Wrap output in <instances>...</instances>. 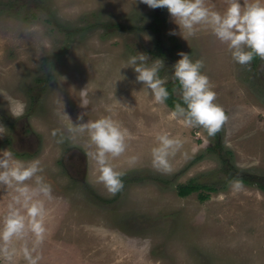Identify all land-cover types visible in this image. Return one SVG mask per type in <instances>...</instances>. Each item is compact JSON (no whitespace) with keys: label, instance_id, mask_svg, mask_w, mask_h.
<instances>
[{"label":"rangeland","instance_id":"374dc122","mask_svg":"<svg viewBox=\"0 0 264 264\" xmlns=\"http://www.w3.org/2000/svg\"><path fill=\"white\" fill-rule=\"evenodd\" d=\"M206 2L221 12L227 6L226 0ZM156 12L162 22L153 30ZM158 45L162 55L152 53ZM181 51L203 59L201 71L225 112L218 134L231 151L229 169L264 175V60L241 66L210 28L198 26L188 36L166 8L140 0H0V92L25 105L23 116L14 118L0 95L6 128L0 152L39 159L51 186L39 264H264V190L243 182L233 191L237 178L207 149L214 136L172 119V109L156 103L126 68L131 56L143 53L149 64L161 59L160 77L173 81ZM174 92L180 96L178 87ZM62 109L73 123L81 113L84 122L111 115L129 130L127 151L113 161L132 179L123 180L122 191L112 195L98 182L94 146L86 133L68 138ZM55 130L64 134L63 143ZM163 131L183 141L170 157V172L152 162ZM133 156L138 159L130 163ZM189 180L217 190L180 196L178 185ZM200 192L207 197L200 199ZM13 195L0 186V219ZM0 264L10 262L0 256ZM11 264H26L22 253Z\"/></svg>","mask_w":264,"mask_h":264},{"label":"clouds","instance_id":"9594fccd","mask_svg":"<svg viewBox=\"0 0 264 264\" xmlns=\"http://www.w3.org/2000/svg\"><path fill=\"white\" fill-rule=\"evenodd\" d=\"M151 9L166 8L180 31L188 36L196 34L198 26L211 29L215 37L227 45L235 62L241 66H250L255 57L264 60V0H226L224 11H216L206 0H140ZM176 34V33H172ZM179 60L173 65V79L179 82L182 103L175 104L171 118L177 119L185 127H202L210 137L215 136L226 120L223 108L216 103L217 93L209 77L202 73L203 59L192 60L183 51L178 52ZM146 54L138 53L127 61V67L133 68L136 82L150 90L154 101L164 104L169 97L166 88L167 78H161L160 70L164 67L161 59L148 63ZM12 117L23 116L25 105L21 101L6 97ZM86 95V93H85ZM129 107L127 104H124ZM64 109V107H63ZM62 109L58 115L68 122V138L87 134L94 151L90 153L98 168V182L109 193L116 195L124 188V172L117 170L113 161L121 157L128 148L131 139L129 130L111 115L84 122L85 113L72 118ZM6 128L0 125V135ZM59 136L58 143H63L65 136L59 130L53 131ZM157 144L152 148L153 166L157 170L170 172V157L174 156L183 141L163 131L156 136ZM138 157H131L135 163ZM42 163L39 159L28 162L16 159L12 151L0 152V186L12 188L14 195L7 203L6 212L0 219V256L7 261L14 260L17 253H22L26 264H39L38 250L44 243L47 233L48 209L46 202L51 199V186L46 183ZM32 181L33 183H28ZM232 190L239 192L243 182L234 179L230 182Z\"/></svg>","mask_w":264,"mask_h":264},{"label":"trees","instance_id":"16d2710c","mask_svg":"<svg viewBox=\"0 0 264 264\" xmlns=\"http://www.w3.org/2000/svg\"><path fill=\"white\" fill-rule=\"evenodd\" d=\"M158 12H156V14L154 15V20H153V23L151 25V28L153 30H157L158 29V26L159 24L162 22L161 18H159V16L157 15ZM33 15V14H32ZM160 46L158 45L157 46V50H153L152 53L153 54H160L162 55L163 52L160 51ZM259 57H255L252 61V64L254 65L255 63H257ZM166 88L167 90L169 91V97L168 99L165 101V103L172 109L174 110V107H175V104L180 102L182 103L181 99H180V96L175 94L174 90L178 87L180 89V85H179V82L176 81V80H169L167 81L166 83ZM207 149L211 152H215L218 157L220 158L221 162L223 163V171L226 173V175L228 177H233V178H238L240 180H242V182H245V183H256L261 189L264 190V175L258 177L254 174H248L246 172H241L239 174V172H232L229 167L231 166L229 163H228V159L230 154H231V151L229 149H223L222 146H221V143L219 141V134L217 133L215 136H214V141L211 145L207 146ZM202 154H198L196 156H194V159H199L201 158ZM123 180H130V178H127L125 176L122 177ZM132 180V179H131ZM200 189H203V190H217V187L214 186L213 184H204V183H199V182H195L194 180H189L188 182L186 183H183V184H179L178 185V188H177V193L180 195V196H184V195H187L193 191H197V190H200ZM208 194L206 193H199V198L200 199H204L207 197Z\"/></svg>","mask_w":264,"mask_h":264},{"label":"bare ground","instance_id":"6f19581e","mask_svg":"<svg viewBox=\"0 0 264 264\" xmlns=\"http://www.w3.org/2000/svg\"><path fill=\"white\" fill-rule=\"evenodd\" d=\"M261 232H262V231H261ZM261 232H260V233H261Z\"/></svg>","mask_w":264,"mask_h":264}]
</instances>
